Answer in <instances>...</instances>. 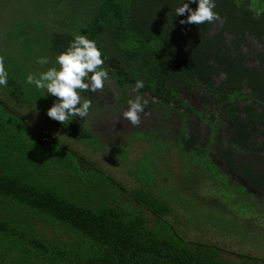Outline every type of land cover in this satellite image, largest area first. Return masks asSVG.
<instances>
[{"label": "trees", "instance_id": "trees-1", "mask_svg": "<svg viewBox=\"0 0 264 264\" xmlns=\"http://www.w3.org/2000/svg\"><path fill=\"white\" fill-rule=\"evenodd\" d=\"M52 2L64 6L62 22L50 35L36 36L50 59L75 35L94 40L119 103L133 99L131 91L155 101L164 114L179 116L178 147L198 164L210 149L198 146L189 126L195 117L208 123L210 143L217 140L225 148L220 155L226 166L264 196V53L253 49V43L264 44V0H216L219 18L199 26L182 25L186 16L175 17L182 0ZM0 60L9 74L3 89L10 98L39 106L44 119L67 137L96 143L90 129L49 118L52 97ZM137 80L144 82L138 92ZM198 90L215 102L208 115L184 97ZM97 92L81 96L95 104ZM44 130L0 96V264H264L263 258L186 238L187 225L170 220L174 198H163L155 179L127 191ZM238 152L251 162L237 165L243 159Z\"/></svg>", "mask_w": 264, "mask_h": 264}, {"label": "rangeland", "instance_id": "rangeland-1", "mask_svg": "<svg viewBox=\"0 0 264 264\" xmlns=\"http://www.w3.org/2000/svg\"><path fill=\"white\" fill-rule=\"evenodd\" d=\"M64 11V6L57 8L48 0H0V56L8 62V68L19 70L26 78L29 74L38 77L40 72L55 66L54 60L44 51L45 42L37 41L36 36L46 37L58 29L62 22L60 14ZM17 29H23L20 35L16 34ZM12 38H17L13 43L18 48L10 44ZM253 49L264 53V44L253 43ZM40 57H47L50 63L41 66L37 63ZM223 79L220 77L217 83ZM97 93L100 96L95 102L97 106L92 104L88 117L69 119L97 136L96 143L91 144L67 137L44 119L39 106L17 102L0 87V96L31 124L45 129L47 137L58 140L99 167L127 191L138 189L140 183L152 184L150 181L155 179V189L162 197L174 198L176 212L170 220L175 217L187 225L186 238L264 259V196L247 185L240 171L232 174L222 164L220 152L225 148L217 140L210 143L208 134L211 130L206 122L195 118L191 130L200 148L206 143L209 145L207 157L215 173L209 168L202 170V163L197 165L193 155L181 152L175 131L182 124L179 116L172 112L164 114L162 107L145 97L142 101L147 103L140 114V123L132 125L122 116L128 103L117 101L120 93L109 81H105L103 89ZM128 93L136 98L131 91ZM184 97L195 110H204L207 115L215 105L203 90ZM51 99L53 102L54 98ZM225 132L226 136L231 134L229 130L224 129ZM238 159H242L237 163L241 166L251 162L239 152ZM219 173L226 178L225 183L215 178L220 176ZM223 258L239 262L233 255L224 254Z\"/></svg>", "mask_w": 264, "mask_h": 264}, {"label": "clouds", "instance_id": "clouds-1", "mask_svg": "<svg viewBox=\"0 0 264 264\" xmlns=\"http://www.w3.org/2000/svg\"><path fill=\"white\" fill-rule=\"evenodd\" d=\"M196 5L193 9L190 5ZM216 0H182L175 8L174 15L186 16L180 24L202 25L218 19L214 11ZM37 63L41 66L50 63L47 57H40ZM101 49L94 40L85 35H75L68 47L55 56L54 65L39 73L38 77L29 74L25 82L42 90L47 96L53 97L51 107L46 115L61 124L73 117L85 118L90 115L92 101L82 98L81 92H97L102 90L109 79L108 70L103 67ZM58 66V67H57ZM8 71L0 60V87L8 84ZM144 88L143 80H137L133 91ZM128 108L122 113L124 119L132 125L140 123V114L144 112L146 101L140 96L128 100Z\"/></svg>", "mask_w": 264, "mask_h": 264}, {"label": "flooded vegetation", "instance_id": "flooded-vegetation-1", "mask_svg": "<svg viewBox=\"0 0 264 264\" xmlns=\"http://www.w3.org/2000/svg\"><path fill=\"white\" fill-rule=\"evenodd\" d=\"M260 7H262L261 5H260ZM210 96V95H209ZM195 118H197V117H195ZM195 118H193V120L190 122V124H191V126H192V123H194L193 121H194V119ZM217 118H220L219 116H217ZM223 120V119H222ZM224 121V120H223ZM208 124V123H207ZM209 125V124H208ZM181 126H182V124L179 126V128L178 129H180L181 128ZM191 126H189V129H190V131H192L191 130ZM210 127V126H209ZM97 130H99V128L97 129ZM211 130V129H210ZM102 131H105V129H103ZM228 132V131H227ZM211 133L212 132H210L209 131V134H208V136L210 137L211 136ZM225 134H226V132H225ZM227 135V134H226ZM196 136V135H195ZM196 140H197V142H198V139H197V137H196ZM176 142L178 143V136H177V139H176ZM211 146V145H210ZM208 147H209V145L206 143L205 144V147L204 148H202L203 149V151H205V152H207L208 151ZM192 158V157H191ZM209 160L210 159H208V157L206 158V161H204L203 163H202V166H200L199 164H197V165H199L200 167H201V169L203 170V169H207V168H209V170L211 171V172H213V173H215V169H213V167L214 166H212V165H210L209 164ZM220 160H221V162H222V164L226 167V168H228L229 169V171L230 172H232V174H235V170L234 169H231V168H229V167H227L226 166V164L224 163V161H223V159H222V157L220 156ZM237 171V173H238V170H236ZM221 173H219V175H220ZM215 178L216 179H218L220 182H222V183H225L226 182V178L225 177H223V175H220V176H215ZM244 181L246 182V180L244 179ZM247 183V182H246ZM248 185V184H247ZM250 186V185H249ZM253 188V187H252ZM254 189V188H253ZM255 190V189H254ZM255 192H258V191H256L255 190Z\"/></svg>", "mask_w": 264, "mask_h": 264}]
</instances>
